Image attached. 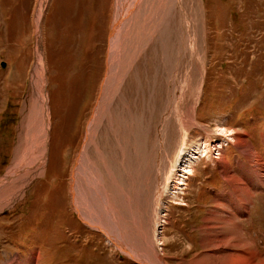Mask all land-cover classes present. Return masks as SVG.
Segmentation results:
<instances>
[{
  "label": "rangeland",
  "instance_id": "rangeland-1",
  "mask_svg": "<svg viewBox=\"0 0 264 264\" xmlns=\"http://www.w3.org/2000/svg\"><path fill=\"white\" fill-rule=\"evenodd\" d=\"M41 2L0 0V264L32 253V264H140L85 223L70 194L109 76L97 132L106 157L91 146L86 156L117 206L120 237L144 255L151 243L166 264H191L204 255V218L231 189L218 157L237 179L255 175L226 135L245 133L264 164V0H140L115 41L132 0H47L38 23ZM38 35L50 122L45 166L30 178L22 169L41 154L27 125ZM240 220L264 253V188Z\"/></svg>",
  "mask_w": 264,
  "mask_h": 264
},
{
  "label": "bare ground",
  "instance_id": "bare-ground-1",
  "mask_svg": "<svg viewBox=\"0 0 264 264\" xmlns=\"http://www.w3.org/2000/svg\"><path fill=\"white\" fill-rule=\"evenodd\" d=\"M46 1L47 0H42V2L40 3V9L37 15L38 23L40 22V18L42 16ZM139 3L140 0H132L125 13L120 14L118 17H116L117 19L116 21H114L111 35L114 37L113 41H115V39H117L118 37V32L120 30L121 24L127 17L130 16L131 13L134 12ZM41 44L42 41L40 39V36L38 35V41L36 44L37 47L35 49L36 58L31 74L32 95L30 100V110L27 117L29 123L27 125L29 131L34 130L33 132H35L38 136V147L41 148V154L37 156L38 158L33 161L31 165H29V167L25 166L22 169L23 172L28 169L31 171L30 173H28L30 178L33 175L39 174L45 166L46 149L48 146V129L50 122L47 109V94L45 90L47 76ZM114 46L115 45L112 42V52L115 55ZM114 57H112L111 62L114 61ZM109 78L111 79L112 76H109L105 80L106 83L103 87L97 108L86 130V136L82 150L79 152L75 166L72 169V176L70 180V194L72 198V204L74 205V209L76 210V212L80 215L85 223L94 226V228L97 230H100L103 234L106 235L109 241L113 242L115 246L120 248L121 251L129 255L138 263L166 264L163 256L154 251V247L151 246V243H149V248L144 255L143 252L140 251L142 249H140L137 245V241L136 245H130L124 241L125 239L121 238L122 236L120 237V227L117 223V217H119L117 206L116 204L113 205L112 197L106 192L103 186V178L101 172L97 170L93 164L89 163V159L87 160L86 152L90 146L96 150V153L99 156L103 155L104 157H106L103 150L97 143V132L99 134V128L102 119L101 111L107 107L106 103L109 101V97L111 96L110 94L113 93V91L111 90L112 84ZM111 128L114 130V134H118L119 130L117 128ZM220 131L224 132L222 129ZM127 132L130 133L129 135L134 134L132 133V128ZM226 136L231 137L232 141H234L235 146L240 150L243 156L248 159L253 168L252 172L255 175L254 178H252L251 176H244L240 179H237L234 175L231 174L230 168L227 167V163L224 157H218V165L221 167L222 173L225 179L230 184L231 189L229 192L227 191L223 195H216L217 205L215 207L217 212H214L213 210L208 212V215L204 218V223L201 227L202 236L200 242L201 247L204 251V255H202V257L197 256L196 258H194L191 264H264V253L253 246V239L251 237L248 238L246 233L242 230L243 223L240 220L244 215H247L249 213L250 203L254 193L264 188V164L261 162L260 157L252 154V146L248 143L245 133L234 132L233 135ZM135 144H137L136 139L133 140L132 146L135 147ZM221 147L222 145H219L218 147H216V150L219 151ZM120 149L123 152L122 147ZM194 149L195 151H202L203 153H205L204 155L208 156V148L205 145L202 146V143L195 144ZM250 155H252L253 159L249 158ZM22 166L23 165H21V162H19L13 168L14 170L12 169V173L10 175H7L5 178L8 179L15 177ZM107 166L109 165L107 164ZM247 167L248 166H246V168ZM184 170H186V172L192 171V167L189 165V163L187 167L183 168L182 174L178 178L179 182L182 181L184 174H186ZM82 175L85 176L88 182L91 179V181L93 182V184L89 182L88 196H84L82 194L83 190L80 188L81 182H86V179L83 178ZM123 205L127 207L129 203L124 201ZM38 258L39 257L36 253H32L25 259L14 257L8 260L5 264H32L37 261Z\"/></svg>",
  "mask_w": 264,
  "mask_h": 264
}]
</instances>
